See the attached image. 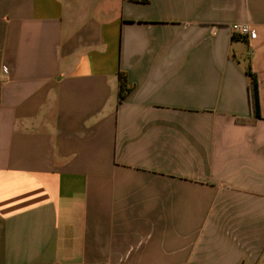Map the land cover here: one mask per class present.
I'll use <instances>...</instances> for the list:
<instances>
[{"label":"crops","instance_id":"0c3cea01","mask_svg":"<svg viewBox=\"0 0 264 264\" xmlns=\"http://www.w3.org/2000/svg\"><path fill=\"white\" fill-rule=\"evenodd\" d=\"M0 264H264V0H0Z\"/></svg>","mask_w":264,"mask_h":264},{"label":"trees","instance_id":"16d2710c","mask_svg":"<svg viewBox=\"0 0 264 264\" xmlns=\"http://www.w3.org/2000/svg\"><path fill=\"white\" fill-rule=\"evenodd\" d=\"M250 77V102L253 114L256 118L260 117V104H259V95H258V83L255 74H253L250 70L248 71ZM120 93L119 97L122 98L123 93L127 91L126 86V77L123 73H120Z\"/></svg>","mask_w":264,"mask_h":264},{"label":"built area","instance_id":"2783aa9c","mask_svg":"<svg viewBox=\"0 0 264 264\" xmlns=\"http://www.w3.org/2000/svg\"><path fill=\"white\" fill-rule=\"evenodd\" d=\"M232 30L235 35L246 36L248 38H255L256 32L251 28L249 24H233ZM4 71H7V67H4Z\"/></svg>","mask_w":264,"mask_h":264}]
</instances>
